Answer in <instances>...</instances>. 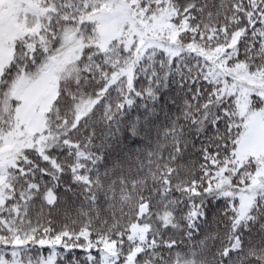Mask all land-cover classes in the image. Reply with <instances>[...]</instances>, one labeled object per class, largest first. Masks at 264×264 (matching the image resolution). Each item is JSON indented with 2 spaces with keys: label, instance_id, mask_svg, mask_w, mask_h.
I'll return each mask as SVG.
<instances>
[{
  "label": "snow or ice",
  "instance_id": "obj_1",
  "mask_svg": "<svg viewBox=\"0 0 264 264\" xmlns=\"http://www.w3.org/2000/svg\"><path fill=\"white\" fill-rule=\"evenodd\" d=\"M0 264H264V0H0Z\"/></svg>",
  "mask_w": 264,
  "mask_h": 264
}]
</instances>
